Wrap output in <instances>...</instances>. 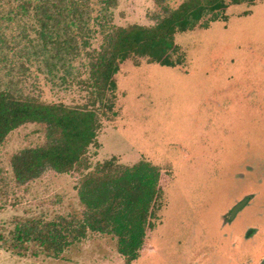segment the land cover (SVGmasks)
Listing matches in <instances>:
<instances>
[{
  "label": "rangeland",
  "instance_id": "374dc122",
  "mask_svg": "<svg viewBox=\"0 0 264 264\" xmlns=\"http://www.w3.org/2000/svg\"><path fill=\"white\" fill-rule=\"evenodd\" d=\"M182 1L166 0L172 6ZM100 5L93 0V15ZM157 8L155 0H117L111 23H149ZM224 14L215 21L207 14V28L197 25L175 34L185 55L182 64L161 65L136 55L119 63L116 88L105 103H91L86 67L80 65L79 73L62 84L49 80L38 62L26 61L20 78L25 93L94 108L99 126L88 148V169L46 172L14 189L15 204L0 207V264H127L109 234L89 232L58 258L21 257L5 248L17 220L81 215L78 180L111 158L123 165L147 160L162 172L154 227L130 264H258L264 257V0L230 3ZM92 26L91 42L98 47L103 33ZM5 67L0 78L6 82ZM44 141V124L27 122L12 130L0 145L5 171L0 176L12 175L13 152ZM245 197L247 205L231 220L233 206Z\"/></svg>",
  "mask_w": 264,
  "mask_h": 264
},
{
  "label": "trees",
  "instance_id": "16d2710c",
  "mask_svg": "<svg viewBox=\"0 0 264 264\" xmlns=\"http://www.w3.org/2000/svg\"><path fill=\"white\" fill-rule=\"evenodd\" d=\"M155 1L158 8L149 13V23L118 26L111 23L110 12L117 0H99L96 15L93 0H0V70L5 67L2 62L10 63L5 67L9 79L0 78V145L12 130L27 122L45 125L43 143L12 153V175L0 176V207L8 201L15 204L14 189L46 172L88 169V148L95 143L99 126L94 108L46 102L25 93L20 78L27 70L26 61L38 62L49 80L58 78L62 84L79 73L80 65L86 67L91 103H102L108 91L116 88L119 63L136 55L161 65L182 64L185 55L175 41L176 33L197 25L207 28V14L210 21L225 19L230 3L254 4L257 0H183L177 6ZM92 24L103 33L98 47L91 42ZM0 171L5 172L1 167ZM161 176L160 167L147 160L123 165L111 158L98 163L94 171L83 173L76 185L81 215L57 213L46 218L35 214L17 220L5 248L21 257L45 253L58 258L89 232L109 234L125 263L130 264L154 227L152 218L163 193ZM245 198L236 213L247 205ZM235 215L230 211L231 220ZM251 229L254 227L246 233ZM31 246L39 249L33 251Z\"/></svg>",
  "mask_w": 264,
  "mask_h": 264
},
{
  "label": "water",
  "instance_id": "95a60500",
  "mask_svg": "<svg viewBox=\"0 0 264 264\" xmlns=\"http://www.w3.org/2000/svg\"><path fill=\"white\" fill-rule=\"evenodd\" d=\"M247 199H242L240 202H238L231 210V215H235L236 212L246 203ZM258 264H264V257L261 259V261Z\"/></svg>",
  "mask_w": 264,
  "mask_h": 264
},
{
  "label": "crops",
  "instance_id": "0c3cea01",
  "mask_svg": "<svg viewBox=\"0 0 264 264\" xmlns=\"http://www.w3.org/2000/svg\"><path fill=\"white\" fill-rule=\"evenodd\" d=\"M251 235H253V234H251ZM249 236H250V235H249ZM29 257H30V256H29ZM31 257H32V256H31ZM262 258H263V256H262ZM262 258H261V259H262ZM27 259H29V258H27ZM30 259H32V258H30ZM260 261H261V260H260ZM260 261H259V262H260ZM259 262H258V263H259Z\"/></svg>",
  "mask_w": 264,
  "mask_h": 264
}]
</instances>
